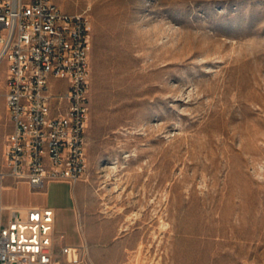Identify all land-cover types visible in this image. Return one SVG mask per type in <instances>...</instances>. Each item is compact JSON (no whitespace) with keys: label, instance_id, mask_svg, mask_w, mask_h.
I'll list each match as a JSON object with an SVG mask.
<instances>
[{"label":"rangeland","instance_id":"1","mask_svg":"<svg viewBox=\"0 0 264 264\" xmlns=\"http://www.w3.org/2000/svg\"><path fill=\"white\" fill-rule=\"evenodd\" d=\"M54 1L92 24L87 167L49 186L57 232L72 200L84 260L264 264V0Z\"/></svg>","mask_w":264,"mask_h":264},{"label":"built area","instance_id":"2","mask_svg":"<svg viewBox=\"0 0 264 264\" xmlns=\"http://www.w3.org/2000/svg\"><path fill=\"white\" fill-rule=\"evenodd\" d=\"M92 24L54 0H0V62H6L5 106L13 128L0 160L7 177L41 189L73 184L87 167ZM66 87L57 89V83ZM56 213L50 206L13 212L0 226V264H52ZM63 238V234L59 235ZM84 245L64 244L68 263L84 261Z\"/></svg>","mask_w":264,"mask_h":264},{"label":"crops","instance_id":"3","mask_svg":"<svg viewBox=\"0 0 264 264\" xmlns=\"http://www.w3.org/2000/svg\"><path fill=\"white\" fill-rule=\"evenodd\" d=\"M66 85V81H63ZM0 120H5V129L0 130V160L2 159V153L4 149L5 140L7 134L12 130L13 125L8 116V111L4 105H2L0 99ZM1 127V124H0ZM48 183L43 189H34L26 182L15 183L12 178L7 177L3 184H0V226L7 224L8 220L12 217L13 212H24L27 208L32 206H50L55 210L56 213V228H57V217L58 209L51 204L49 199V186L52 184ZM8 191L9 195L4 197V192ZM72 196V192H71ZM72 200L68 207L70 213L68 214L67 223L68 231H60L55 235V243L61 242L62 244L80 246L84 243L83 235L80 233V229L77 225L76 219L71 214ZM60 234H63V238H60ZM55 246V245H54ZM90 252L95 250L90 249ZM101 259L92 260L86 259L77 264H108L109 260L101 254ZM52 264H70L64 254L60 253L59 257L55 256Z\"/></svg>","mask_w":264,"mask_h":264}]
</instances>
